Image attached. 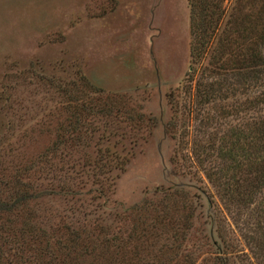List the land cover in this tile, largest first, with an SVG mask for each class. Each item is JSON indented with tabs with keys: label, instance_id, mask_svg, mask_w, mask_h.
<instances>
[{
	"label": "trees",
	"instance_id": "16d2710c",
	"mask_svg": "<svg viewBox=\"0 0 264 264\" xmlns=\"http://www.w3.org/2000/svg\"><path fill=\"white\" fill-rule=\"evenodd\" d=\"M189 5L194 38L188 82L196 70L202 76L188 91L190 97L194 92L196 110L219 100V80L225 76L232 75L240 86L261 81L264 87V0H189ZM206 35L214 45L210 41L201 60L195 49L204 47ZM78 80L59 86L66 116L58 112L38 123L40 133L50 136L41 155L31 160L17 152L22 145H0V161L9 149L5 155L12 165L6 185L14 180L12 195L0 199V264H235L236 258L247 264L246 254L233 243L235 236L227 237L233 230L227 231L226 224L241 231L256 263L264 264V198L250 211L252 197L264 194L260 110L247 108L245 127L218 137L222 145L215 154L195 144L196 160L216 187L229 222L210 201L213 212L202 217V196L192 185L156 189L125 208L113 198L116 180L136 155L142 141L136 132L145 116L137 100L128 106L126 97L104 95L85 76ZM7 99L1 90L2 106ZM148 120L149 129L158 126L156 118ZM4 132L1 122L0 143ZM197 219L207 230L194 234Z\"/></svg>",
	"mask_w": 264,
	"mask_h": 264
},
{
	"label": "rangeland",
	"instance_id": "374dc122",
	"mask_svg": "<svg viewBox=\"0 0 264 264\" xmlns=\"http://www.w3.org/2000/svg\"><path fill=\"white\" fill-rule=\"evenodd\" d=\"M228 5L224 1L221 6ZM193 38L189 0H0V92L5 89L8 95V101L0 103V124L5 126L0 145H22L17 152L31 160L41 155L50 136L40 133L38 123L58 112L65 117L59 86L85 76L104 95L124 96L128 106L131 99L137 100L145 116L136 132L142 141L116 180L114 200L132 208L156 189L192 185L202 196V217L218 208L223 211L216 187L196 160L195 144L215 154L214 149L222 145L218 137L243 129L249 113L258 109L262 112L258 117H263L264 87L261 81L240 86L232 75L217 78L222 84L219 100L198 112L194 92L191 97L188 92L202 79L196 70L188 82L187 74L193 72ZM210 41L213 37L206 35L204 49H195L201 60L208 54ZM250 107L254 110L248 112ZM149 118L159 121L153 130L147 126L153 125ZM8 151L1 153L4 160L0 161V199L4 201L12 195L14 182L6 185L12 168L7 164ZM189 158L194 165H189ZM262 198L263 193L252 197L250 211ZM207 201L213 203V211ZM198 221L194 234L207 230ZM229 228L233 235H226L235 236L238 253L246 254L247 264L256 263L250 242L226 224ZM233 261L244 264L238 258Z\"/></svg>",
	"mask_w": 264,
	"mask_h": 264
}]
</instances>
